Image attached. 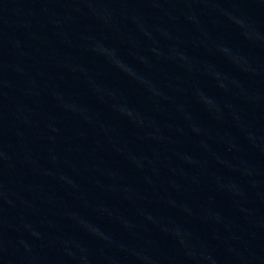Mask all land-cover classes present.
I'll use <instances>...</instances> for the list:
<instances>
[{
  "label": "water",
  "instance_id": "obj_1",
  "mask_svg": "<svg viewBox=\"0 0 264 264\" xmlns=\"http://www.w3.org/2000/svg\"><path fill=\"white\" fill-rule=\"evenodd\" d=\"M0 264H264V0H0Z\"/></svg>",
  "mask_w": 264,
  "mask_h": 264
}]
</instances>
